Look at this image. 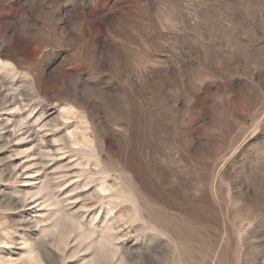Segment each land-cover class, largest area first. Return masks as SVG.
Masks as SVG:
<instances>
[{
  "label": "rangeland",
  "instance_id": "obj_1",
  "mask_svg": "<svg viewBox=\"0 0 264 264\" xmlns=\"http://www.w3.org/2000/svg\"><path fill=\"white\" fill-rule=\"evenodd\" d=\"M87 1L0 0V264H264V0Z\"/></svg>",
  "mask_w": 264,
  "mask_h": 264
},
{
  "label": "bare ground",
  "instance_id": "obj_2",
  "mask_svg": "<svg viewBox=\"0 0 264 264\" xmlns=\"http://www.w3.org/2000/svg\"><path fill=\"white\" fill-rule=\"evenodd\" d=\"M85 7H88V6H90V1L88 0L86 3H85V5H84ZM12 64V63H11ZM0 69H5V70H8V66L6 65V64H2L1 62H0ZM4 84V83H3ZM5 90V89H4ZM2 93V92H1ZM30 93V92H29ZM4 96V97H3ZM2 97H3V99H4V101L3 100H0V102L1 101H3L2 103H1V105H2V108H6L8 105L9 106H11V105H14V104H16V102L12 99L11 100V102L9 101V100H7V96H5V95H3ZM10 98H11V96H10ZM1 99V98H0ZM14 99H16V98H14ZM24 102V101H23ZM18 104V103H17ZM16 104V105H17ZM60 110V109H59ZM3 112V111H2ZM5 112V111H4ZM63 113V112H62ZM5 114V113H4ZM78 116V115H77ZM79 117V116H78ZM67 118V117H66ZM70 119V118H69ZM80 119H82V118H80ZM83 120V119H82ZM1 121V120H0ZM18 122V121H17ZM81 122V121H80ZM1 124V123H0ZM74 124V123H73ZM17 125H22V123H20V122H18V124ZM76 125V124H75ZM15 128V127H14ZM80 129V128H79ZM19 130V129H18ZM29 130V129H28ZM67 130V129H66ZM23 131V130H22ZM18 133V132H17ZM30 133V132H29ZM67 134V133H66ZM31 135V134H30ZM28 136V135H27ZM74 137V133H70L69 132V135H68V139L70 138V137ZM20 138V137H19ZM24 138V137H23ZM54 138V137H53ZM38 139V138H37ZM83 140H87V137L85 136V135H83ZM39 141L41 142V141H43L42 139H41V137H39ZM46 145V144H45ZM65 145V143H63V146ZM42 146V145H41ZM39 149H40V145H39ZM44 149V148H43ZM61 149H63V147L61 148ZM72 152V151H71ZM81 152H82V150H81ZM88 152H90V151H88ZM92 152H94V151H92ZM39 154H40V152H38ZM44 154V153H43ZM42 154V155H43ZM87 154H89V153H87ZM95 154V153H94ZM41 155V154H40ZM45 155V154H44ZM43 155V157H45ZM48 155H50L49 153H48ZM76 155H78V154H75V156ZM82 155H83V152H82ZM61 156V155H60ZM87 156V155H86ZM85 156V157H86ZM47 157V156H46ZM52 157V156H51ZM91 157V156H90ZM92 157H94V156H92ZM87 158H89V157H86V159ZM90 159H92V158H90ZM90 159H87V160H90ZM96 159H97V157H96ZM42 160V159H41ZM94 160H95V158H94ZM97 160H99V159H97ZM93 161V160H92ZM97 162V161H96ZM99 162V161H98ZM70 166V165H69ZM77 166H78V164H77ZM82 167V166H81ZM101 169V168H100ZM102 170V169H101ZM76 172V171H75ZM81 172V171H80ZM100 172V171H99ZM98 171H97V173H99ZM106 172V171H105ZM67 174V173H66ZM99 174H101V173H99ZM108 173H106V175H107ZM106 175H104V176H106ZM90 176H92V175H90ZM99 176V175H98ZM107 176H109V175H107ZM89 179V178H88ZM97 179H98V177H97ZM92 180V179H91ZM93 181V180H92ZM49 183V182H48ZM106 183V182H105ZM42 186H45L46 185V183L45 182H42ZM45 184V185H44ZM65 184V183H64ZM40 185H41V183H40ZM66 185V184H65ZM64 185V186H65ZM85 185V184H84ZM91 185V184H90ZM47 187V186H46ZM57 187V186H56ZM83 187V186H82ZM93 188H95V187H93ZM113 189V188H112ZM43 190V189H42ZM107 190V187H105L104 185H103V183L101 184V185H99V191H101V192H105ZM114 190H115V188H114ZM121 190V189H120ZM41 191V190H40ZM117 192H118V190H116ZM121 192H123V191H121ZM126 193V192H125ZM124 195V194H123ZM46 196V195H45ZM109 196V195H108ZM126 197V196H125ZM45 198V197H44ZM100 198V197H99ZM109 198H113V196L112 197H109ZM115 198H117V197H115ZM129 198V197H128ZM48 199V198H47ZM105 199V198H104ZM103 199V200H104ZM108 199V197L106 198V200ZM110 199V200H111ZM98 200V199H97ZM100 201H102V200H100ZM107 202V201H106ZM101 203V202H100ZM102 203H104V202H102ZM57 204V203H56ZM110 204V203H109ZM132 204H133V206H134V203L132 202ZM53 205H54V203H53ZM102 205H104V204H102ZM108 205V204H107ZM106 206V205H105ZM111 207V206H110ZM113 208V207H112ZM108 212V211H107ZM110 212V211H109ZM113 212V211H112ZM85 213V212H84ZM120 213V212H119ZM109 215V214H108ZM115 215V214H114ZM112 216V215H111ZM117 216V215H116ZM105 218H106V216H105ZM110 218H112V217H110ZM139 219V218H138ZM110 220V219H109ZM112 220V219H111ZM110 222V221H109ZM115 223V222H114ZM107 224H109V223H107ZM107 226V225H106ZM113 228V227H112ZM123 230V229H122ZM125 231V230H124ZM103 232V231H102ZM89 233V232H88ZM122 233V232H121ZM120 233V234H121ZM107 234V233H106ZM87 235V234H86ZM89 235V234H88ZM115 235V234H114ZM103 236V235H102ZM107 236V235H106ZM104 237V236H103ZM108 237H110V236H108ZM116 237V236H115ZM107 238V237H106ZM117 240V239H116ZM113 241H114V239H113ZM99 243V242H98ZM104 243V242H103ZM107 243H108V241H107ZM106 245V244H105ZM106 247V246H105ZM123 248V247H122ZM113 253V252H112Z\"/></svg>",
  "mask_w": 264,
  "mask_h": 264
}]
</instances>
